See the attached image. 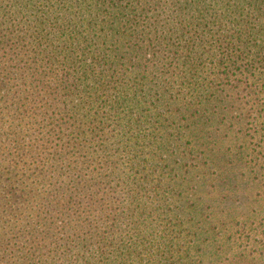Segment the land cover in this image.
Returning <instances> with one entry per match:
<instances>
[{"label":"trees","instance_id":"obj_1","mask_svg":"<svg viewBox=\"0 0 264 264\" xmlns=\"http://www.w3.org/2000/svg\"><path fill=\"white\" fill-rule=\"evenodd\" d=\"M0 264H264V0H0Z\"/></svg>","mask_w":264,"mask_h":264}]
</instances>
